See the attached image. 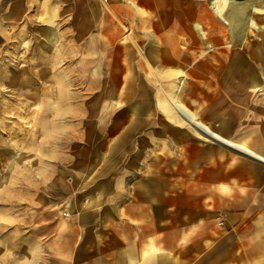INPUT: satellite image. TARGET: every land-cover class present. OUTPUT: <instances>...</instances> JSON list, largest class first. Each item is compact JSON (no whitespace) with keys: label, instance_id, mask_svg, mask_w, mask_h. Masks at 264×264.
Listing matches in <instances>:
<instances>
[{"label":"crops","instance_id":"0c3cea01","mask_svg":"<svg viewBox=\"0 0 264 264\" xmlns=\"http://www.w3.org/2000/svg\"><path fill=\"white\" fill-rule=\"evenodd\" d=\"M213 1L0 0V53L35 16V75L13 76L35 109L82 97L78 135L43 118L32 165L1 153L0 264H264V165L172 103L264 157V0L234 32Z\"/></svg>","mask_w":264,"mask_h":264},{"label":"rangeland","instance_id":"374dc122","mask_svg":"<svg viewBox=\"0 0 264 264\" xmlns=\"http://www.w3.org/2000/svg\"><path fill=\"white\" fill-rule=\"evenodd\" d=\"M236 2L241 3L240 0H236ZM256 10L260 11L259 9ZM31 12L35 15V3ZM245 14L246 12L237 19V27ZM27 24L28 26L25 25L26 29L15 31L8 38L10 39L8 44L4 46L5 49H2L0 53V158L2 157L1 153L11 154V157H9L16 159L11 162L14 165L18 164L19 167L32 165L30 158L35 155V145L32 146L31 143L35 141V131H37L35 121L45 118L55 123L56 131L53 130L52 136L56 137V139L62 137L65 132L72 131L78 135L81 131L79 128L64 129L66 122L73 124L80 121L81 114L74 112V109L77 110L82 100L81 96L44 97L41 99L36 97V99H40L38 105H47L49 101L56 106V112H43L42 109H35V88L34 92H32L31 89L27 88V81L21 84L13 80L15 73H24L25 76L32 73L35 75V16H30ZM252 24L257 25L254 21ZM237 27L234 26L232 31L234 32ZM4 41H7V39ZM234 68H237V72H239L240 68L237 65ZM33 82L35 83V80ZM37 83L44 88L47 86V82ZM80 83L78 81L72 82L73 94L81 90L82 86ZM21 87H24V91H22ZM57 87L59 86L57 85ZM254 89H257V87L255 86ZM65 103H67L68 109L63 107ZM44 136L47 137V134H44ZM44 151H47V147ZM23 156H26V159H23ZM10 173L12 175V172ZM3 185L4 183L1 182L0 189ZM3 204L0 197V211Z\"/></svg>","mask_w":264,"mask_h":264},{"label":"bare ground","instance_id":"6f19581e","mask_svg":"<svg viewBox=\"0 0 264 264\" xmlns=\"http://www.w3.org/2000/svg\"><path fill=\"white\" fill-rule=\"evenodd\" d=\"M212 5L215 11L221 17L223 18L226 17L228 20H230L232 26H236V27H237L236 25L237 19L242 17L246 8V7L245 8L242 7L241 3L236 2V0H214ZM172 103L174 107L179 110V112L182 114V116L186 121L194 123V125L197 127L199 131L200 136L204 137L205 139L213 140L214 142L219 143V145L221 144V146L228 147L230 150H232V152L238 154L239 156L242 155L244 157L258 161L264 165L263 156L253 152L247 146L231 142L213 133L206 126L197 122L192 112L186 106L181 104L179 101H176L175 99H172Z\"/></svg>","mask_w":264,"mask_h":264},{"label":"built area","instance_id":"2783aa9c","mask_svg":"<svg viewBox=\"0 0 264 264\" xmlns=\"http://www.w3.org/2000/svg\"><path fill=\"white\" fill-rule=\"evenodd\" d=\"M64 215L66 216L67 214H64ZM219 224H220L221 226L224 225L223 221H220Z\"/></svg>","mask_w":264,"mask_h":264}]
</instances>
